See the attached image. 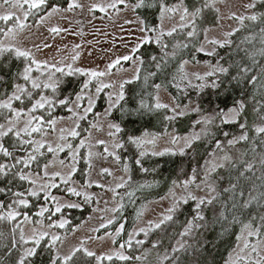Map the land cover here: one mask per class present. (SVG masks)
<instances>
[{
	"label": "rangeland",
	"instance_id": "rangeland-1",
	"mask_svg": "<svg viewBox=\"0 0 264 264\" xmlns=\"http://www.w3.org/2000/svg\"><path fill=\"white\" fill-rule=\"evenodd\" d=\"M138 2L66 0L60 5L51 0L43 4L39 0H11L9 5L0 6V15L14 14L11 20H0V48L6 49L0 53V79L5 72L18 73L10 90L0 91V103L8 101L17 85L31 92V96L25 94L20 101H11L12 109L21 111L19 117L10 109L0 108V130L13 127L11 133L0 136V146L8 151L3 139L9 137L11 147L21 150V156L14 159L21 161L19 175L26 176L28 182L27 192L15 204L0 209V246L13 248V257L0 264H73L83 260L88 264H118L134 255L139 258L133 264H175L176 254L195 233L196 221L186 223L166 249L157 242L151 243L150 237L170 224L187 202H192L195 211L208 201L237 190L230 183L237 173L264 175V132L257 131L264 128V96L255 108L251 134L244 123L237 124L242 111H246L244 103L204 112L190 95L210 87L224 73L219 69H226L225 66L209 58L228 46L231 36L242 26H248L249 32L241 42L254 51L252 56L258 55L259 64L254 66L261 69L264 10L259 5L264 0H200L191 7L178 0L160 6L154 32L136 13ZM33 3L39 7H31ZM70 3L77 6L69 9ZM151 41L160 46L163 55L143 73L137 50ZM16 50L27 52V58L17 57ZM195 54L201 55V60ZM176 59V70L166 73V65ZM26 67H31L30 76L41 84L40 88L34 89L30 81L23 80ZM93 72L97 75H91ZM170 79H175L172 86L178 89V99L171 92ZM261 81L258 79V84ZM44 84L52 86L44 88ZM66 84H74L75 89L65 91ZM128 84L136 85L143 94L134 111H163L165 129L143 130L123 140L120 132L110 127L118 125L111 114L126 102ZM41 96L51 103L29 112ZM157 104L166 107L157 108ZM90 105L91 111H87ZM126 108L124 104L123 111ZM180 117L189 118L184 131L176 121ZM234 123L238 125L236 131H227ZM34 127L40 130L32 132ZM25 128L28 133L23 131ZM130 137L141 143H132ZM194 143L208 147L200 163L183 169L180 178L162 195L140 203L130 213L134 219L127 228L115 222L124 204L120 191L129 176L126 154L133 158L182 154ZM4 156L0 152V165L7 171L10 163ZM242 189L236 194L251 206L259 198V191L247 189L245 193ZM201 200L205 203L200 204ZM81 208L85 214L75 219L73 213ZM220 215L233 220L234 214ZM247 215L248 220L238 226L234 244L220 264H264V214ZM30 249H35V254L27 256ZM44 251L45 258H39L38 253Z\"/></svg>",
	"mask_w": 264,
	"mask_h": 264
},
{
	"label": "trees",
	"instance_id": "trees-1",
	"mask_svg": "<svg viewBox=\"0 0 264 264\" xmlns=\"http://www.w3.org/2000/svg\"><path fill=\"white\" fill-rule=\"evenodd\" d=\"M139 1V0H138ZM178 0H144L143 6L136 7V13L141 18L142 22L147 26L150 32H154L158 20L159 8L161 5H169ZM185 3H189L192 6L197 4L200 0H183ZM52 3L64 4L66 0H51ZM139 3V2H138ZM261 11L264 9L262 3ZM249 32V28L242 26L237 30L229 41L228 46L221 47L217 50L216 56L209 58L210 61H214V58L224 65L227 69L223 74H219L216 78L215 84L204 87L197 91L191 98L196 102L198 107L204 112H214L216 110H224L231 106H235L238 102H242L245 105L246 111H242L241 118L237 121L244 123L249 132L252 134V128L255 114L257 113L255 108L261 103L264 96V56L261 59L263 66L261 69L254 66L259 64L258 55L253 50H250L246 45L241 42L245 33ZM168 50V49H167ZM190 54L192 52H189ZM140 62L143 65V73L148 72L157 58H160L161 50L160 46L156 42H149L142 44L138 50ZM160 55V56H159ZM184 56L186 54H183ZM201 60V55L195 54ZM262 56V53L259 57ZM190 57V56H187ZM205 57V56H204ZM179 59L170 65H166L167 72H174L177 68ZM197 61V58H196ZM18 73L5 72L1 75L0 79V91L6 93L10 90L11 85L17 80ZM258 79H262L258 84ZM175 79H170L169 87L171 92L176 95L178 99V89L173 87ZM75 89L74 84H66L64 86L66 90ZM263 88V89H262ZM142 94V93H141ZM142 95H140L139 88L136 85L128 84L125 88V98L127 105L125 111H123V105L120 104V110L113 111L111 118L115 120L121 131L119 137L121 139L128 138L140 133L143 130H150L160 132L166 128V121L164 119V113L161 110H150L143 113H136L134 111L136 103L139 101ZM184 101V97L182 98ZM132 111V113H130ZM176 121H179L181 131L186 130L189 124V118L180 117ZM232 124L227 131H236L237 125ZM225 125V124H224ZM227 126V125H226ZM228 128V127H227ZM9 137L3 139L4 145L7 147L10 155L9 158L5 156L3 159H9L10 166L5 171L7 174L0 173V209H8L15 202L27 192L28 182L21 180L20 172L22 170L16 158L21 156L19 153L21 150L15 147H11L9 144ZM132 152V151H131ZM208 147L202 146L201 143H194L192 147L182 154H162V155H143L135 156L133 158L128 154V168L129 176L126 186L120 191L123 197V206L117 215L115 222L121 223L125 228L134 219V212L137 206L152 198H156L165 193L170 185L180 178L183 169L191 168L190 166H197L202 157L207 154ZM133 153V152H132ZM134 154V153H133ZM14 159V160H13ZM139 161V163L137 162ZM9 165V164H8ZM25 167V166H24ZM23 167V169H24ZM193 167V166H192ZM197 170V167L195 168ZM247 172V171H246ZM254 172H242L237 173L232 179L231 185L235 189L233 192H229L223 197H217L211 203H207L203 208L193 211L192 202H187L182 205L181 208L175 213L171 225L167 224L159 234H155L152 237L151 243L157 242L164 249L168 248L171 243L177 239L180 230L189 221L195 220L197 228L194 235L190 238L189 244L184 246L182 250L176 254L175 264H220L224 259L226 252L233 246L235 237L238 231V226L244 221L248 220L247 214H264V175L260 174L258 177L253 176ZM237 179V180H236ZM239 182L241 185H237ZM236 184V185H235ZM245 188L244 192H248L247 189H257L259 191V198H256L252 202L251 206L245 201V198L239 196V188ZM233 188V189H234ZM242 189V190H243ZM261 192V193H260ZM37 199V198H36ZM35 201V199H34ZM36 201H39L37 199ZM73 211H71L72 213ZM197 212V214H195ZM85 214L84 209H78L73 213L75 219H79L81 215ZM220 214H234L233 220L229 217H223ZM203 217V219H199ZM113 222V223H115ZM127 226V227H126ZM124 234L121 235L123 238ZM146 249V248H145ZM145 251V250H144ZM44 255V256H43ZM13 257V248L7 246H0V261L7 262ZM39 258L42 256L45 258L46 252H39ZM42 258V259H44ZM131 259L124 262H116L118 264H133L137 262L139 257L131 256ZM84 261V260H83ZM76 261L73 264H88L87 262Z\"/></svg>",
	"mask_w": 264,
	"mask_h": 264
},
{
	"label": "snow or ice",
	"instance_id": "snow-or-ice-1",
	"mask_svg": "<svg viewBox=\"0 0 264 264\" xmlns=\"http://www.w3.org/2000/svg\"><path fill=\"white\" fill-rule=\"evenodd\" d=\"M45 2H46V0H39V4H43V3H45ZM10 3H11V0H0V6H3V5H9ZM143 3H144V0H139V3H137V4L135 5V7H137V8H138V7H141V6H143ZM39 4H35V3H33V4L31 5V7H33V8L39 7ZM16 6H19V5H16ZM75 6H77V5H74V4L70 3V4L68 5V8L71 9V8H73V7H75ZM164 10H168V9H162V11H164ZM53 11H58V9L53 8ZM25 15H27V13H26ZM13 16H14V14H11V13H9V14H5V15H0V20L8 21V20L13 19ZM252 18L255 19V17H252ZM20 27H23V25L21 24ZM53 31H56V29H53ZM190 35H191V33H190ZM3 51H6V49H2V48H0V53H2ZM15 54H16L17 57H25V58H27V56H28V53H27V52H23V51H19V50H16V53H15ZM124 59H128V57H125ZM33 63H35V61H33ZM56 70H57V71H63L62 69H59V68H57ZM31 71H32L31 67H26V68L23 70L22 78H23V80L26 81V82L30 81V82H31V86H32V88H34V89H38V88L41 87V84L38 83L36 79H33V78L30 76ZM76 71L79 72L80 70L77 69ZM219 71H220V72H226L227 69L221 68V69H219ZM69 74H71V73H69ZM91 75L95 76V75H97V73H94V72H93V73H91ZM100 75H102V73H101ZM50 86H52V85H49V84H44V85H43L44 88H48V87H50ZM215 86H216V84H215V82H213V87H215ZM84 87H85V88L87 87V83H85ZM97 91L99 92L100 89H97ZM25 94L28 95V96H31V92L27 91V89H26L25 87L20 86V85H17V86H16V92H14L13 95L10 96V97L8 98V101H7V102L0 103V108L10 109V110H11V111H12L17 117H19V116L21 115V111H17V110H15V109H12L11 101H12V100L20 101V100L22 99V96L25 95ZM80 98H81V97L78 95V96H77V99L79 100ZM120 99H123V96H122V95L120 96ZM50 103H51V101H49L48 99H46L44 96H41L40 100H37L36 103H34V104L32 105L31 109H29V112H34V111H36L37 109L44 108L46 104H50ZM60 103L63 104V103H65V101H60ZM156 107H157V108H159V107H166V105L157 104ZM87 111H91V105L89 106V108L87 109ZM34 119H40V118H35V117H34ZM9 122L11 123V121H9ZM31 123H32V121L29 120V121H28V124H31ZM110 127L115 128V131H116V132H120V131H121V129H120V127H119L118 125H110ZM0 129H3V125H0ZM39 130H40V129H39L38 127H34V128H32V132H37V131H39ZM12 131H13V127H9V128L7 129V131L0 130V136H6V135H8L9 133H11ZM23 131H24L25 133H28V129H27V128L23 129ZM257 131H258V132H264V128H258ZM71 134H72L73 136L77 135L76 132H72ZM111 134H112V133H110V135H111ZM16 135L19 136V135H20V132H16ZM243 138H244V137H241V139H243ZM129 139H130V141H131L132 143H134V144L139 145V144L141 143V141H140L139 139H137V138H131V137H130ZM99 143H103V141H99ZM229 143H232V141H230ZM42 146H43V145H41V147H42ZM116 147H122V145L117 144ZM52 150H53V149L49 148V151H52ZM105 151H107V149H105ZM0 152H3V154H4L5 156L10 155V153H9L6 149H4L3 146H0ZM141 155H143V153H141ZM29 159H30V160H31V159H34V157H29ZM20 162H21V161H19V160L17 161V163H20ZM137 162L139 163V161H137ZM25 163H27V162H25ZM73 170H74V169H73ZM104 171H107V170H104ZM0 173H3V174H5V175L7 174V173L5 172V166H4V165H0ZM19 178H20L21 180H25V179H27V177L24 176V175H20ZM0 191H3V189H0ZM31 195H36V193H35V192H32ZM193 199H195V197H193ZM20 203L26 205V201H24V200H21ZM203 203H205V201L201 200V201H200V204H203ZM208 203H211V201H208ZM200 204L197 205V208L200 207ZM59 210H60V209L57 208V211H59ZM41 214H42V213H41ZM198 218H199V219H203V217H199V216H198ZM60 227H63V224H61ZM190 230H191V224L189 225V229H188V231H190ZM55 239H56V238L53 237V241H55ZM36 243L38 244V243H39V240H37ZM34 254H35V249H30V250H28L27 253H26L27 256H32V255H34ZM88 255L91 256L92 253H88ZM109 258H110V257H109ZM68 259H71V257H65V260H68ZM121 259H127V257H121Z\"/></svg>",
	"mask_w": 264,
	"mask_h": 264
}]
</instances>
